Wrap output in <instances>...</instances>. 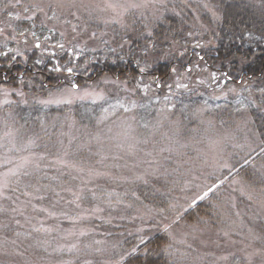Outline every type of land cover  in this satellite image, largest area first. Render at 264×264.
<instances>
[{"label": "trees", "instance_id": "1", "mask_svg": "<svg viewBox=\"0 0 264 264\" xmlns=\"http://www.w3.org/2000/svg\"><path fill=\"white\" fill-rule=\"evenodd\" d=\"M13 3L12 0H0V21H10L13 27L20 25L35 31L42 48L25 51L23 56L11 63L10 58L0 57V77L8 78L6 83L0 81V84L5 88L14 87L22 93L18 96L9 95V99L14 101V125L12 117L8 116V110H0V132L8 130L3 123L6 121L19 129L16 137L20 144L31 139L35 141L32 152L56 155L61 149L60 137L64 122L71 118L77 123L79 132L77 140L69 143L67 148L73 152L75 163L82 164L89 159L96 160L100 153L96 154L99 147L95 142L89 143L87 147H79V141L84 142L87 138L93 140L101 117L111 112L110 106L117 104V101L119 104L130 102L135 117V129L141 139L145 138L148 131L155 129L156 122L159 121L157 115L161 112H165L171 120L178 121V133L182 137L198 138L204 130L206 120L210 118L220 128L227 129L241 138L243 130L240 127L243 124L250 139L256 144L251 158L259 171H256L252 164L245 165L239 160V155L234 154L232 163H239L236 164L233 175L244 186L264 194V184L260 182L261 173H264V168H260L264 163V157L260 155L261 148H264V102L260 99L259 89L255 87L264 81V40L260 39L264 36V0H190L189 7H175V11L173 8L177 0L166 2L168 10L160 6L145 10L130 8L123 20L131 30L115 23L106 24L98 15H91L86 17L87 30L81 35L71 32L67 34L58 24L53 25L50 20L54 13L53 7L47 8V15L42 17L41 13L38 18L34 17L33 21L16 20L14 18L20 13L21 16L24 15V12L21 7H12ZM202 3L211 6L216 14L215 18L202 8ZM141 14L147 17L143 22L148 25V29L141 23ZM154 14L159 16V19H152ZM133 21H136L135 25ZM200 25H203V28ZM3 27L4 24L0 23V28ZM149 29L153 32L151 43L155 44L156 48L145 59L143 47L146 38L140 33ZM191 30L197 32L194 38L186 35ZM8 33L15 35L12 29H7L5 35ZM249 34L255 37V40L250 41ZM0 40H4V36H0ZM28 40L31 41L30 36ZM7 43L9 48H16L22 47L25 41L21 39L20 45L15 40H9ZM196 43L201 47H195ZM57 44L65 45L64 49L57 48ZM185 46L188 49L186 52ZM69 47L73 49L72 52H68ZM43 48H47V51ZM0 51H6L3 44H0ZM53 53L55 55H52ZM36 59H42L43 63L36 65ZM57 64L62 68L60 72L55 71ZM200 64L216 74L213 87H209L210 84L200 88L176 87L175 75H192ZM69 66L73 68L70 78L63 70ZM142 67L145 68L143 73L139 71ZM172 68H176L178 73H173ZM104 78H110L121 85L125 83L132 89L138 86V90L131 93V97L123 98L121 85L114 87L115 90L108 84L106 102L85 100L55 105L42 103L40 100L69 85V79L84 87L100 85ZM153 78L171 87L156 88ZM221 87L234 88L236 91L214 99L215 96L211 92ZM144 88L148 89L146 93H143ZM104 109L109 111L105 112ZM145 123L149 126L147 130L143 127ZM48 173L49 176L55 174L49 171ZM31 182L39 188L40 185L49 183V180L41 178L37 184L33 177ZM175 184L170 179L162 178H154L147 183L134 181L130 192L135 191L141 198L136 207L146 205L154 209L164 208L165 213L174 215L175 213L171 212L178 209H170L169 205L175 204ZM223 187L221 185L215 194H210L195 207L188 208L183 218L175 224L182 222L188 226L211 229L224 227L226 200L223 197ZM41 191L44 195V190ZM40 192H35L37 202L41 201L37 198L40 197ZM96 193L98 199L89 195L82 204L92 207L95 204H104L108 199L113 201L112 205L116 204L117 195L116 198L108 197L101 189L96 190ZM20 197L24 201L31 199ZM46 197L51 201L55 199L51 193ZM121 198L126 204L132 199L130 196L123 198V195ZM58 205L63 206V200ZM0 206L8 209L0 212V225H7V228L0 227V249L3 243H7L11 251L27 254L23 248L26 244L19 242L28 241L35 244V249L40 248V254L43 255V242L33 236L35 226L17 228L16 220L12 217L11 202L0 201ZM114 216L121 215L117 213ZM253 225L258 244L264 249V220L257 219ZM126 228L121 224L110 236L121 239L119 253L124 255L121 264H186L185 256L174 247L173 239L165 229L150 230L143 235L134 233L122 236L117 232L122 229L125 231ZM17 232L20 233L19 236L16 235ZM141 239L143 243L140 242ZM133 248L136 251H132ZM1 253L0 251V264H14L10 256ZM30 257L29 255L24 260ZM234 258L237 264H259L257 261L248 263L241 255H235ZM91 264H102V261L93 256Z\"/></svg>", "mask_w": 264, "mask_h": 264}, {"label": "rangeland", "instance_id": "2", "mask_svg": "<svg viewBox=\"0 0 264 264\" xmlns=\"http://www.w3.org/2000/svg\"><path fill=\"white\" fill-rule=\"evenodd\" d=\"M12 1L15 3V0ZM22 1L27 3V0ZM168 1L172 0H166V2ZM109 2H112V0H41V6L44 7L45 12L47 8L53 7L54 13L50 19L53 25L58 24L67 34L71 32L77 35L84 34L87 30L85 21L88 16L98 15L102 21H106L111 19L113 15L132 8L130 5H138L134 9L140 10L158 6L149 5V7L145 8L143 6L144 0H117L118 7L112 9L107 7ZM71 11H78L79 21L70 16ZM44 16L43 14L42 17ZM66 20L70 21V23H66ZM74 26L77 29L75 32L72 31ZM105 79L109 81L108 84H111V89L121 85L118 82L115 85L112 84L111 81L114 80L110 78L102 79L100 85L81 87L79 91H69V85H66L61 90L54 91L46 98L40 100L41 102L48 100L66 101L65 104L85 100L97 102L100 101V99H97V95H107L106 86L108 84L103 83ZM174 79L175 85H188L187 88H200L208 84H210L209 87H213L216 82V74L208 71L205 66L200 64L196 66L194 74L181 73L179 76L175 75ZM121 88L124 91L123 98H128L126 96L131 97V93H134L131 90L132 88L125 83H122ZM114 89L116 90V88ZM231 89L234 90L232 93L236 91L234 88ZM147 90L144 88L143 93H146ZM87 93L92 94L86 95ZM226 93H229V89H223V87L211 92L213 96L219 98ZM47 104L56 105L64 104V102ZM122 105L123 108L103 114L96 133L92 137L93 140L87 138V140L84 139V142L79 141V147H87L92 142L96 143L100 149V157L94 161L89 159L86 163H75V156L73 152L68 150L67 145L77 140L79 127L71 118L64 122L60 137L61 149L56 155L67 153L64 157L66 161L70 164H76L77 168H83L85 172L79 173L76 168H64L63 166H61V171L65 172V179L69 175H83L87 179L85 173L89 168H95L97 171L109 172L113 176L125 178L118 182H109L104 178H100L88 184V188L93 191L101 189L106 193L112 192L113 196L111 197L114 198H116V195H120V197L123 195L124 198L126 196L124 195L125 193H130V187L134 181H149L154 178L170 179L176 183L173 185L174 193L176 194L174 198L175 204L172 205H175V209L178 210L171 212L175 214L160 213L156 211L157 209L149 206L147 207L152 210L150 214L146 212L145 206H137L140 209L138 213L126 209L124 207L126 203L113 205L104 203L85 207L82 201H79V207H77L76 204L69 203L73 200L71 193H61L64 205H56L58 215L56 217H48L47 213L41 211V209L49 208L51 210L52 201L46 197L37 202L35 200V192L37 191H35L32 193L31 203H28L26 207L27 201H24L22 197H20L19 204H12L11 207H19L20 211L23 212V215L20 214V211L13 212L12 217L16 220L15 226L17 228L35 226L36 231L33 236L43 242V255L40 254V248L35 249V244L28 241L19 242L26 244L23 248L27 254L11 251L10 245L7 243L1 245V254L10 256L14 260V264H83L84 261H92L93 256L98 257L102 264H115L121 255L119 253L121 239L111 238L110 236L114 233L113 231L116 227L119 228L121 224H124L127 227L126 230L117 231L122 236L134 233L143 235L150 230L167 229L166 231L173 239L174 247L185 256L186 264H211L215 257L227 255L228 253L241 255L248 263L257 261L259 264H264V249L258 244V236L253 225V222L257 219L264 220V194L244 186L234 175L225 181L222 188L224 191L223 197L226 200L224 227L211 229L203 226H188L182 222L173 223L176 219V212L187 208L191 203V198L200 190L196 185L204 188L206 185L216 182L217 177L223 179L224 176L228 175L227 171L218 169L220 163L225 160L232 163L234 154L239 155V160L243 162V158L247 156L250 150H252L253 156L256 144L250 139L245 126L242 124L240 127L243 130V136L240 138L235 133L220 128L212 119L208 118L204 130L201 131L198 138L182 137L178 133V121L171 120L165 112H161L157 115L159 126H155L149 142L145 144L136 132L133 119L134 112L133 108L130 107V102L125 101ZM117 113H119L118 116ZM158 122L156 123L158 124ZM3 132L1 131L0 133ZM126 134L137 138L135 148L131 152L126 146L119 149L112 146L124 139ZM2 135L0 134V136ZM97 136L100 137V142L94 139ZM105 137H118L119 139L109 142ZM15 142L17 146L21 145L17 137ZM234 144L240 147L234 148L232 146ZM161 147H172L175 149L173 152L165 151L160 154V157H172L171 162L166 161L164 163V167L169 170L170 174L166 176L150 175L152 169L148 168V165L143 163V161L152 160L156 156L157 150ZM149 153H152V155H148ZM27 155H29L28 151L17 152L12 149L10 144L0 142V172L12 167V164L17 162L18 157ZM6 159L9 160L7 165L4 164ZM117 164L122 167H115ZM123 165L127 166L123 167ZM172 169H175V171H172ZM48 171L55 173V170L52 169H48ZM138 176L143 177V179L137 180L136 177ZM96 185H102V187L96 188ZM67 186L75 192L82 187V184L77 179ZM242 189L244 194H241ZM249 194L252 196L251 200L248 198ZM42 195L41 191L40 196ZM96 207L103 209V211L93 215L92 209ZM61 212L66 213L67 218L59 215ZM117 213H120L121 216L115 217L114 215ZM75 217H80V219H74ZM48 228L56 230L48 232L46 231ZM81 232L85 234L80 235ZM225 232L228 233L227 236L224 235ZM96 241H100V243L97 244ZM72 244L77 245L79 251H67V248ZM85 245H90L91 247L85 249ZM114 245L115 247H113ZM97 248L106 249V251L96 252L95 249ZM29 255L31 256L30 259L24 260Z\"/></svg>", "mask_w": 264, "mask_h": 264}, {"label": "snow or ice", "instance_id": "3", "mask_svg": "<svg viewBox=\"0 0 264 264\" xmlns=\"http://www.w3.org/2000/svg\"><path fill=\"white\" fill-rule=\"evenodd\" d=\"M190 0H177V3L175 4L173 11H175V7H180L181 9L189 7ZM149 5H158L160 7H164L165 10L167 9L166 6V0H144V7L147 8ZM202 8L206 9L208 12L212 14V16L215 18V12L212 10L211 6L208 3H202ZM7 7V5H6ZM12 7H21L23 9L24 15H17L14 19L16 20H23V21H33L34 17L38 18L39 14L43 13L44 15H47L45 12L44 7L41 6V0H27V3H22V0H15V3L12 5ZM108 8L115 9L118 7V2L117 0H112V2L107 3ZM132 8L138 7V5H130ZM2 11V9H0ZM78 11H71L70 16L75 18L77 21H79L80 17L77 15ZM128 14L127 9H125L121 13H117L116 15H113L111 19L106 20L105 23H115L119 24L122 28L131 30L127 24L124 23L123 18L126 17ZM180 13H177L179 15ZM11 15V13H9ZM142 15V20L141 23L144 24V20H147L146 16ZM152 19H159V16H156L155 14L153 15ZM0 23L4 24L3 28H0V36H4V40H0V44H3V47L6 49V51H0V57H5V58H10L9 63L15 62L19 56H23L25 54V51H31L32 48L35 49H41L42 44L37 36V33L35 31H31L29 28H24L20 25H16L13 27L10 21H0ZM66 23H70V21L66 20ZM136 24V21H133V25ZM144 27L148 29V25L144 24ZM201 28H203V25H200ZM7 29H12V33H15V35H12L11 33H8L5 35ZM77 29L74 26L72 28V31L75 32ZM63 35V33L61 34ZM140 35L144 36L146 38V42L143 47V53H144V58L147 59L149 55L152 54V52L155 51V44L151 43L152 37H153V32L149 29L145 32L140 33ZM187 37H195L197 35V32L195 30H191L187 32ZM31 37V41L28 40V37ZM244 37H241L243 39ZM23 39L25 43L21 46H18L16 48H9L8 47V41L9 40H15L18 45H20V40ZM249 39L255 40V37L251 36L249 34ZM261 40H264V36L260 38ZM47 38H45V41ZM32 41H35V43H32ZM126 43H130V41H126ZM57 48L63 50L65 45L63 44H57ZM123 47V45H121ZM195 47H201L199 43H196ZM44 51H47V48H43ZM175 50V49H173ZM188 49L185 46L184 51L186 52ZM73 49L71 47L68 48V52H72ZM14 53V54H13ZM52 55H55L54 53ZM183 55V53H181ZM197 55H199L197 53ZM202 60L203 57H200ZM36 65H40L43 63L42 59H36L34 62ZM62 70L61 66L57 64L55 66V71L60 72ZM64 71L67 72L68 77L70 78L71 75L73 74V68L72 67H66L63 69ZM139 71L143 73L145 71V68H140ZM171 71L173 73H178V70L176 68H172ZM190 71V70H188ZM229 79H231L229 77ZM8 80L7 76L0 77V81L6 83ZM105 84H108L109 81L107 79L104 80ZM112 84H117V81H111ZM153 83L155 84L156 88H161L163 86H168L171 87V85H165L163 81H157L155 78H153ZM242 83V82H241ZM227 87V85H225ZM147 87V85H146ZM176 87L180 88L183 87L187 89L188 85H182V84H176ZM259 89V92L261 94L260 99L262 102H264V81H261L260 85H256ZM81 88V85L78 83L71 82L69 79V91L75 90L79 91ZM132 91L138 90V86L133 87L131 89ZM223 91V90H222ZM234 91L233 89H229V92ZM13 96H18L21 95L19 91H17L14 87L13 88H5L3 87L2 84H0V110H8V116L12 117V124L14 125L16 123L15 118L13 117V104L14 101L9 99V95ZM92 93H87L86 95H91ZM83 98V97H82ZM214 99H218L219 97H213ZM97 99L100 100H105L106 102V94H99L97 95ZM66 103V101H60V100H48V101H43L42 103ZM112 111H115L117 107L123 108L122 104H119V101H117V104L111 105L110 106ZM105 112L109 111V109H104ZM127 111V110H125ZM119 113H117V116ZM135 119V117H133ZM143 119V117H141ZM99 122V121H98ZM5 128L8 130L3 132V135L0 136V142H6L7 144H10L12 149H14L17 152H24L28 151L29 155L27 156H20L17 158V162L12 164V167L7 168L6 171L0 172V201H9L11 204H19L20 202V196H25V197H31L32 196V191L35 190L37 192L41 191V189L44 190V195L38 197V199L43 200L46 198L48 193H51L52 196L55 198L52 201L51 204V210L49 208H44L41 209V211L46 212L48 217H56L58 215L56 211V205H58L62 200L63 196L61 193H71L73 196V200L70 201L69 203H74L76 204L77 207H79V201H84L87 200L89 195L93 199H98L96 191H93L92 189L88 188V184L96 181L97 179L104 178L105 180L109 182H118L122 179H125L120 176H113L109 172H101L97 171L95 168H89L87 172L85 173L87 179H85V176H71L69 175L67 179H65V172L61 171V166L64 168H76L77 172L79 173H84L85 170L83 168H77L76 164L68 163L66 159L64 158L67 153L63 155H53L48 152L40 153L37 154L35 152H32L31 149L35 146V141L29 139L26 143L21 144L20 146H17L16 144V136L19 132V129H16L9 125L6 121L3 122ZM211 123V121H209ZM159 126V122L157 124V127ZM23 127V126H21ZM146 130L148 129V124L145 123L143 126ZM130 129V125H129ZM111 131V129H109ZM152 131H148L147 134L145 135V138L143 139V143H148L149 138L152 136ZM98 142H100V137H94ZM105 139L109 140L111 142L112 140L119 139L118 137H105ZM137 143V138L128 136L127 134L125 135L124 139H121L119 143L113 144L112 146L114 148H122V147H127L129 152L133 151L135 148V145ZM234 148L235 147H240L239 145H232ZM222 150V149H221ZM99 149L97 150L96 154H99ZM168 151V152H173L175 151L174 148L168 147V148H159L157 150L156 156L152 158L150 161H143V163H146L148 165V168L152 169L150 175H157V176H166L169 175V170L164 167V163L171 162L172 157L171 156H164L160 157V154ZM148 155H152V153H149ZM260 155L264 157V148H261ZM252 156V150L249 151L246 157L243 158V163L245 165L252 164L253 168L256 171H259V169L256 168L255 162L251 158ZM103 159V157H102ZM9 163V160L6 159L4 161V164L7 165ZM140 163V162H137ZM239 163V161H236V163H229L228 161H223L218 165V169H223L227 171L228 175L224 176L223 179H220L219 177L216 178V182L206 185L204 188H200L199 185H196L197 188L200 190L191 198V203L187 206V208L182 209L181 211H178L176 214V219L173 221V223L178 222L180 219L183 218V215L187 213L188 208L195 207L198 202L204 201L206 198L210 196V194H215L217 190L225 183V181L229 180L233 173L236 171V164ZM127 165H123V167H126ZM115 167H122L121 165L117 164ZM260 168H264V163L260 165ZM48 169L55 170V174L49 176ZM163 169V171H161ZM172 171H175V169H172ZM39 174V175H37ZM35 177L36 183L39 184V181L41 178L49 180V183L47 184H42L40 185L39 188L36 187V184H33L31 181ZM79 179L81 181L82 187H80L77 191L73 192L70 187L67 185L70 184L72 181H76ZM137 180L143 179V177H136ZM147 183V181H144ZM260 182L264 184V173H261V180ZM102 185H96V188H101ZM187 187V185H186ZM59 189V190H58ZM19 193V195H17ZM241 194H244L243 189L241 190ZM124 195L130 196L132 199L130 202L127 204H124V207L128 210H133L136 212H140V209L136 207L137 202L141 201V198L135 191H132L130 193H125ZM107 196L111 197L113 196L112 192H108ZM248 198L251 200L252 196L249 194ZM28 203H31L30 200H28L25 204V207L27 206ZM107 204L112 205L113 201L111 199H108L106 201ZM116 204H123L124 201L123 199L117 195ZM175 205H169L170 209H175ZM145 210L147 213H151V209L148 208L145 205ZM8 211L7 208H4L3 206H0V212H5ZM12 212H18L20 211L19 207H11ZM103 209L96 207L92 209V214L95 215L96 213L102 212ZM156 211L163 213L165 211L164 208L157 209ZM20 214L23 215V212L20 211ZM59 215L64 216L67 218L66 213H59ZM134 218V217H133ZM74 219H80V217H75ZM17 223H19L17 221ZM0 227L7 228V225H0ZM45 230V229H42ZM56 229L53 228H48L46 231L48 232H53ZM167 230V229H165ZM85 233L81 232L80 235H84ZM17 236L20 235L19 232L16 233ZM30 235V234H29ZM225 236L228 235L227 232L224 233ZM143 243V239L140 241ZM15 243V242H13ZM97 244L100 243V241H96ZM90 245H85L84 248L88 249L90 248ZM115 247V245L113 246ZM59 250V249H56ZM67 251L72 252V251H79L77 248V245L72 244L67 248ZM96 252H104L106 249H100L97 248L95 249ZM132 251H136L135 248L132 249ZM126 255V254H125ZM235 254L233 253H228L227 255H222L219 257H215L214 260L211 261V264H237V261L235 260ZM124 260V255H120L119 259L116 260L115 264H121V262ZM83 264H91V261H84Z\"/></svg>", "mask_w": 264, "mask_h": 264}]
</instances>
